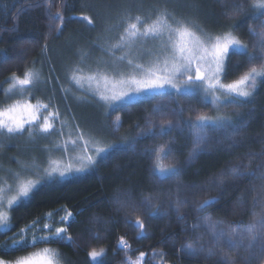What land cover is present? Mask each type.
Wrapping results in <instances>:
<instances>
[{
    "label": "trees",
    "instance_id": "obj_1",
    "mask_svg": "<svg viewBox=\"0 0 264 264\" xmlns=\"http://www.w3.org/2000/svg\"><path fill=\"white\" fill-rule=\"evenodd\" d=\"M138 1L0 0V103L7 87L5 81L10 76L23 75L24 70L46 60L48 55L45 57V52L49 50L50 55L61 42L71 40L76 46L80 40L92 39V35L98 32L97 28H89L84 17L97 24L96 13L105 8L115 9L119 4L124 7L126 2H133L139 5L135 10L140 15L150 12L149 6L154 10L152 15L166 8L175 18L197 24L210 34L236 25L238 30L235 33L243 38L246 23L253 18L251 12L248 17H226L225 14L231 12L229 5H236L237 0ZM258 14V18H264ZM250 53L249 49L231 53V59L227 61L226 81L245 72ZM154 103L153 97L143 98L112 111L111 115L119 119L118 131H113L109 121L103 132L96 135L106 145L119 146L107 152L99 160L98 167L38 187L32 195L13 206L8 230L0 231V260L15 262L33 250L48 246L60 254L61 264H127L129 257L135 260L140 252L145 253L143 264H157L154 254L158 253L163 254L160 264H218L224 253L215 248L212 256L199 257L188 256L185 249L187 243L198 247L199 237H203L202 243H209L211 233L205 217L225 228L243 229L264 215V192L255 176L236 180L230 175L222 176L237 166L241 171L248 168L256 172L257 165L264 161V83L245 101L244 107L222 113L232 116L233 126L227 131L209 133L212 143L196 155L193 164L181 167L185 154L179 149L172 151L171 155L166 154L165 160L173 163L174 167L176 163L180 164L176 167L182 170L179 180L157 179L152 163L153 158H157L151 154L150 147L160 142L157 140L166 138L169 131L155 136L152 133L137 136V130L152 115ZM92 137L97 139L95 134ZM40 148L38 152H42L43 147ZM33 149L32 143L23 146L15 141H0V167L17 168L18 160L13 157L21 150ZM150 197L160 204L158 214L148 219L143 213L132 210V204H139ZM200 205L204 207L198 210ZM178 207L179 213L176 211ZM62 208L74 216L71 226H67L69 234L85 243L88 250L74 249L62 243L38 245L26 251L1 248L21 229L33 222L41 224L46 214ZM137 218L145 222L143 233L133 227ZM196 224L200 227L193 229ZM121 238L127 241L129 248L119 246ZM91 251L101 253L97 260L90 258ZM245 255L249 264H256V258L243 251L228 259Z\"/></svg>",
    "mask_w": 264,
    "mask_h": 264
},
{
    "label": "snow or ice",
    "instance_id": "obj_2",
    "mask_svg": "<svg viewBox=\"0 0 264 264\" xmlns=\"http://www.w3.org/2000/svg\"><path fill=\"white\" fill-rule=\"evenodd\" d=\"M249 12L252 15L257 13L264 15V0H244V2L235 5L236 15L243 17ZM84 19H87L90 24L92 23L88 17H84ZM259 27L261 42L258 46L252 45L253 50H258L259 55L250 53L248 61L251 66L247 71L238 79L225 82L227 61L231 59L230 50H246L249 47L242 43L235 34V31L238 30L236 25L223 32L210 34L197 24L182 18H175L169 14L166 8L154 13L151 17L126 15L118 25L119 34L114 39L110 38L107 47L103 49L104 54L112 59L98 61L95 69H86L83 64L70 66L66 81L69 88L64 89L65 96L67 97L68 92L73 88H80L83 92L82 84L87 79L97 83L104 82L105 89L99 92V98L109 107L123 103L142 93L163 94L168 89L175 90L177 94L181 91L186 94L202 93L205 99H211V103L217 111L220 108L244 107L245 101L251 98L254 91L264 83V24ZM117 52L120 54L117 55ZM89 55L91 53H85L86 57ZM85 71L92 74L85 77ZM109 73L116 79L109 80ZM40 83V74L29 69H26L23 75L14 74L5 81L7 87L4 90V100L0 103V139L11 141L24 136L25 133L32 140H35L38 135L44 139L53 136L60 139L67 136L59 107L53 105L51 100L45 103L36 98L41 91ZM156 111L158 112L159 109ZM171 115L177 114L173 111ZM58 123L59 128L57 127ZM117 123L119 122L117 121ZM180 123L183 121L178 120L177 125ZM233 123L232 116L211 117L197 114L195 122L189 125L194 129L192 134L195 137L193 158L202 152L205 146L212 143L209 133L219 130L227 131L233 126ZM165 127L172 128L174 125L168 115L161 114L158 132L162 134ZM79 128V125L75 126L76 130ZM113 131H118V128ZM152 134L153 136L157 135L155 132ZM229 138L231 139V137ZM68 143L66 140L62 145L55 144V147L61 153L67 154L69 152ZM70 143L79 147L84 155L75 163H68L64 167L37 169L33 174L34 179L21 181L18 173L15 195L7 201L9 208L18 201L28 198L38 187L98 167L102 154L119 146L118 144H109L91 149L89 147L90 140L86 138L83 131H77L76 138L72 139ZM164 151V147H161L154 153L157 158L156 178L161 181L169 178L179 180L182 171L180 168L171 165L165 168L159 163L160 154ZM171 154L172 149L169 148L167 155ZM224 175H230L233 180L255 176L260 181V190L264 192V161L257 165L256 172L248 168L241 171L237 166L233 167L230 172L222 174V176ZM220 182L223 184V179ZM205 203L210 204L211 202L206 201ZM3 204L4 189L0 188V206ZM131 207L133 211L143 213L148 219H151L159 213L160 204L150 197L139 204H132ZM203 207L204 205H200L198 210ZM176 211L179 213L180 208L178 207ZM72 216L71 212H67L61 217L60 223L64 224ZM205 220L209 221L207 224L211 233L209 243H202L203 237L197 238L198 247L191 243L187 245L185 251L188 256H212V249L215 248L224 253V257L218 264H249L247 255L232 259H228V257H233L240 251L247 254L253 251L256 245L261 251H264V215L256 223L243 229L232 226L225 228L220 223L211 222L207 217ZM70 226L69 224L68 227ZM6 227V214L0 211V228ZM68 227L53 228L45 223L41 231L47 229L48 234L41 235L31 241L24 236V230H22L18 234V238L11 241V246L17 251H26L30 246L38 247V241L44 243L71 241L72 237L67 235ZM133 227L143 233L145 222L137 218ZM198 227H200L199 224L193 225V229ZM119 246L126 249L130 247L123 238L120 239ZM100 255L101 253L97 251L89 253L93 261L97 260ZM144 257L145 253L140 252L139 257L135 260L129 257L127 264H141ZM161 258H163V254H161ZM61 261L59 253L49 247H44L16 259L14 264H61ZM0 264H6V261L0 260Z\"/></svg>",
    "mask_w": 264,
    "mask_h": 264
},
{
    "label": "rangeland",
    "instance_id": "obj_3",
    "mask_svg": "<svg viewBox=\"0 0 264 264\" xmlns=\"http://www.w3.org/2000/svg\"><path fill=\"white\" fill-rule=\"evenodd\" d=\"M242 2H244V0H237L236 4ZM134 4L133 2H126V6L124 7L120 6L119 4L118 6L114 7L115 9L105 8L99 11V13H96L98 17L97 24L94 22L90 24L88 22L89 28L93 29L96 27L98 31L97 33L95 32V34L92 35V39L80 40L79 42H77L76 46L73 45V42L71 40L61 42L59 46L57 45L52 49V53L50 55L49 50L48 52H45V57L48 55L46 60H40L38 65L28 68L29 70H33L40 74L41 83L39 87L41 91L39 94H37L36 98L41 99L42 102L45 103L48 102V100H51L53 105L59 107L62 114L63 123L65 125L64 131L67 136L60 139H57L54 136L48 139H44L38 135L35 140H32L28 136V134L25 133L24 136L18 137L15 140L11 141L0 139V141L3 142L15 141L19 144H22L23 146L25 145V143H32L34 147L33 150H21L17 156L14 155L15 157L13 158H16L19 164L17 168L0 167V188L4 189V204L3 206H0V211L4 212L7 217V227L0 228L1 232L8 230L10 210L13 208V206L17 205L20 202L18 201L17 203L13 204L11 208L7 206V201L15 195V186L18 183L17 174H20L19 180L21 181L25 179H34L35 177L33 174L37 169L64 167L68 163H75L76 161H78L80 157L84 155V153L79 147H76L70 143L72 139L76 138L77 131L85 132L86 138L90 140L89 147L91 149H95V147L97 146H107L100 138L98 139L96 133L100 134L101 132H103L109 121L110 127H112L113 129L118 127L117 121L119 122V119L117 116H112L111 113L120 106L143 98L153 97L155 99L152 115L147 117L143 127L137 130V136L140 137L149 133H159L158 129L160 125L161 114L168 115V118L172 120L174 127H165L164 129L165 132L169 131V134L166 136V138H164L163 140H157L160 142L150 147V150L152 152L151 154H153V156H155L154 153L157 149L164 147L165 151L160 154L159 163L165 168H167L169 165L174 167L173 163L169 162L168 160L166 161V158H164L167 156L166 154L169 148H171L172 151L179 149L185 154V159L181 166L182 168L190 166L195 162V158H193L195 137L192 134L194 129H192L189 125L195 122L197 114L215 117L217 115H222L223 112L225 113L232 109L234 110V108H220L222 109V111H217L216 108L212 105L211 99H205L202 93L192 92L186 94L184 91H181L177 94L173 89H168L163 94L142 93L139 96H133L131 99L125 100L123 103L115 104L112 107H109L103 100H100L99 98V92L104 91L105 89L104 82L100 81L99 83H97L96 81H88L87 79H85L82 84L83 92H81L80 88H73L68 92L67 97L65 96L64 89L69 88V85L66 81L69 76L70 66L83 64L86 69H95L98 61H108L112 59L110 56L104 54L103 49L107 47L110 38L114 39L119 34L118 25L123 17H125L126 15H131L133 17L136 15H140L137 14L138 12L135 10L139 8V5H137L136 3ZM149 8L150 9L148 10H150V12L148 11L146 12V15L140 16H153L151 14V11L154 10L150 6ZM230 9L232 13H224L226 17L228 19L238 18L239 15L235 14V5H233V3L229 5V10ZM248 14L246 15V17H248ZM258 16V13L256 15H253V18H250L246 23V34L244 36L245 38L239 36V33H235L241 39L242 43H245L249 46L247 49L251 50L253 55H259L258 50H253L252 45L255 44L258 46L260 44L262 37L260 35L261 29L259 26L261 24H264V18H258ZM109 29H111V31H108ZM253 29H255V31H253ZM246 50L231 49L230 52L242 53ZM85 53H91V55L86 57ZM119 54L120 53L117 52V55ZM250 66L251 64L249 63L245 71H247L248 67ZM91 74L92 73L88 71H85L84 73L85 77ZM108 76L109 80L116 79V77H114L111 73H109ZM238 78L239 77H235L232 80ZM109 88H111V85H109ZM156 109H159V111L157 112ZM83 110L87 112H83ZM173 111L177 115H171ZM178 120L183 121V123L177 125ZM76 125L80 126L78 130L75 129ZM57 127L59 128V123L57 124ZM90 130L95 134V137H97L99 141L92 137L94 134L89 132ZM66 140L69 142V152L67 154H64L56 149L55 144L62 145ZM39 146L43 147L42 152L37 151L38 149H41ZM105 155L106 153L102 154L99 160L104 158ZM171 160L172 162H174L172 157ZM24 163H28V166H24ZM152 163H154V170L156 172L157 160L153 158ZM179 165L176 163L175 167H178ZM67 212L70 211L62 208L46 214L41 224L37 222L29 224L27 227L21 229L20 231L9 237L5 244L1 246V248L5 251L16 250V248L11 246V241L14 238H18V234L21 233L22 230H24V236L29 241H31L32 239L38 238L41 235L48 234L47 229L41 231L45 223L49 224L53 228L67 227L74 220V216H72L64 224L60 223L61 217L64 216ZM28 229H31V231H28ZM67 235H70L69 232H67ZM182 240L185 241L186 238H183ZM56 243L69 244L74 249L87 248L88 250V246H86L85 243L77 240L74 237H72L71 241L62 240ZM43 244L46 245L48 243L38 241V245ZM40 249L41 248L33 251H38ZM250 253L247 254L256 258V264H264V251H261L259 246H254L253 251H251ZM154 260L157 264H160L163 260V258H161V253L154 254ZM6 264H14V262H6ZM141 264H143V261H141Z\"/></svg>",
    "mask_w": 264,
    "mask_h": 264
}]
</instances>
